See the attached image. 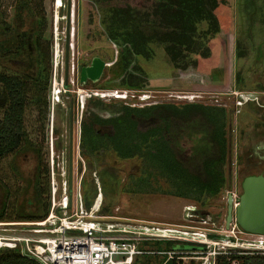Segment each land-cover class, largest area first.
<instances>
[{"label":"rangeland","instance_id":"1","mask_svg":"<svg viewBox=\"0 0 264 264\" xmlns=\"http://www.w3.org/2000/svg\"><path fill=\"white\" fill-rule=\"evenodd\" d=\"M226 1L230 11V23L226 29L221 28L214 35H207L204 33L206 21L197 23V41L210 49L208 58L199 54L190 55L201 60L197 68L175 69L163 46L150 43V58L135 57L146 83L130 87L118 80L122 72L121 52L105 35L107 15L113 6L149 9L150 0H32L36 11L30 15L24 8L21 23L16 18L18 0H0V22L7 23L14 30L4 35L19 33L42 17L43 37L48 41L51 55L49 87L40 92L41 102L35 104L29 100L23 112L28 143L0 159V212L8 215L2 221H16L17 215L35 211L34 184L37 178L44 189L42 197L49 201L52 170L55 183L59 186L61 177L56 172L62 168L68 173L70 151L71 193L75 181L81 178L83 200L92 204L99 187L102 194L100 213L105 207L107 211L104 215L121 218L110 220L132 224H172V228L181 229L179 225L184 223L182 207L185 204H194L214 218L217 215L225 219L229 193L240 196L243 178L264 170V0ZM237 41L244 52L242 56L236 54ZM14 51L13 47L8 52L10 54H0V70L31 75L33 67L29 66L27 56L20 51L17 53L19 58L15 59ZM93 56L105 61L102 76L96 83L87 81L80 84L79 69ZM52 85L57 89L64 85L67 89V93H61L60 101L55 104L50 102ZM79 89L127 90L136 95L132 102L138 103L137 107L155 102L175 105L200 103L224 108L227 152L223 166L225 180L220 191L203 203L162 191H125L130 175L140 174L141 160L137 156L120 158L111 149L93 154L82 151L80 122L90 98L85 100L81 109L77 94ZM143 93L149 98L141 102L137 95ZM101 100L125 104L122 99L113 97ZM1 114L2 108L0 117ZM177 129L175 146L178 154L187 163H193L198 156L197 148L206 143L205 132L185 126H177ZM156 185L160 189H168V183L162 178H158ZM238 236L259 238L248 234ZM181 241H149L139 243V247L166 250L197 246ZM135 264L161 262L154 261L151 253H145L137 256Z\"/></svg>","mask_w":264,"mask_h":264},{"label":"trees","instance_id":"2","mask_svg":"<svg viewBox=\"0 0 264 264\" xmlns=\"http://www.w3.org/2000/svg\"><path fill=\"white\" fill-rule=\"evenodd\" d=\"M24 8L30 15L36 11L32 0H18L16 18L20 23ZM200 21H206L204 33L207 35H214L221 28L226 29L230 23L227 1L150 0L149 9H135L130 5L111 7L105 35L121 52L119 83L130 87L145 85L146 77L135 57L150 58V43L163 46L175 69L197 68L201 60L190 55L199 54L208 58L210 50L208 45L197 41V23ZM1 24L0 54H10L8 52L14 47V58H19L17 53L23 52L33 69L31 75L0 70V159L28 143L23 112L29 100L35 104L41 102L40 92L49 87L51 69L42 17L35 19L29 28L10 36L4 34L14 30L7 23ZM240 47L237 41V56L244 53ZM225 125V110L217 105L154 103L133 107L120 102L105 103L93 96L83 110L80 145L82 151L89 154L111 149L120 158L139 157L140 174L130 175L124 187L127 192L162 191L203 203L224 185L223 166L227 152ZM177 126L205 132L206 143L197 148L198 156L193 163H187L178 154L175 146ZM158 178L168 183V189L155 186ZM39 181L37 178L34 184L35 211L17 215L16 219L38 220L46 216L49 201L42 197L44 189ZM85 205L89 207L91 204L85 201ZM106 211L105 207L101 208V212ZM7 217L3 211L0 212V220ZM227 263L224 260L220 264ZM0 264L39 263L5 248L0 249ZM240 264H264V259L260 256L253 259L240 257Z\"/></svg>","mask_w":264,"mask_h":264},{"label":"built area","instance_id":"3","mask_svg":"<svg viewBox=\"0 0 264 264\" xmlns=\"http://www.w3.org/2000/svg\"><path fill=\"white\" fill-rule=\"evenodd\" d=\"M61 93H67L64 85L58 89L52 85L50 102L58 103ZM77 94L81 109L85 100L93 96L122 99L125 104L133 107L138 105L132 102L136 95L127 90L79 89ZM137 98L143 102L149 96L143 93L137 95ZM56 173L61 181L59 186L55 183L52 170L46 216L38 220H0V249L15 250L39 264H135L138 255L149 251L139 247V243L160 240L205 244L211 255L264 251V235L243 231L238 227L234 215L227 225L225 220L218 225L214 217L194 204L183 205L184 223L179 225L181 229L172 228V224H132L110 220L118 217L100 213L102 194L99 187L94 202L86 207L81 193V178H77L71 193L69 171L67 173L61 168ZM229 195L232 196L235 208L239 195ZM238 234L257 235L259 238L246 239Z\"/></svg>","mask_w":264,"mask_h":264},{"label":"water","instance_id":"4","mask_svg":"<svg viewBox=\"0 0 264 264\" xmlns=\"http://www.w3.org/2000/svg\"><path fill=\"white\" fill-rule=\"evenodd\" d=\"M68 19L70 14L68 13ZM105 61L99 56L91 57L90 61L79 69L78 81L85 84L87 81L96 83L102 76ZM72 167L70 151L69 178ZM242 192L235 208L232 205V196L227 197L226 225L232 216L240 229L252 234L264 235V177L262 175L245 176L241 182Z\"/></svg>","mask_w":264,"mask_h":264},{"label":"flooded vegetation","instance_id":"5","mask_svg":"<svg viewBox=\"0 0 264 264\" xmlns=\"http://www.w3.org/2000/svg\"><path fill=\"white\" fill-rule=\"evenodd\" d=\"M248 175H262L264 177V170L250 173ZM215 218H216L215 221L218 225L223 223L224 220L226 223V216L225 219H222V217L215 215ZM190 244L197 246L194 248L190 247L189 249L172 248V249L160 250L154 248L153 250L152 249L149 250L147 253H151L154 258V261L161 262V264H220L224 260L228 262L227 264H237L236 262L240 264V257L241 258L247 257L253 259L256 256H260L264 259V251L263 252L241 251V252H233L227 255L226 254L211 255L208 253V249H207L208 247L205 244H194V243H190Z\"/></svg>","mask_w":264,"mask_h":264}]
</instances>
